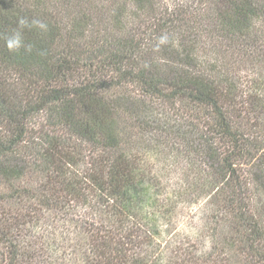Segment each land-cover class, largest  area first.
Returning <instances> with one entry per match:
<instances>
[{"label": "trees", "instance_id": "trees-1", "mask_svg": "<svg viewBox=\"0 0 264 264\" xmlns=\"http://www.w3.org/2000/svg\"><path fill=\"white\" fill-rule=\"evenodd\" d=\"M0 264H264V0H0Z\"/></svg>", "mask_w": 264, "mask_h": 264}, {"label": "clouds", "instance_id": "clouds-1", "mask_svg": "<svg viewBox=\"0 0 264 264\" xmlns=\"http://www.w3.org/2000/svg\"><path fill=\"white\" fill-rule=\"evenodd\" d=\"M20 24L23 26L25 24V21L21 20ZM41 28L46 27L45 25L41 24ZM22 46V37L19 32L15 33L12 37H10L7 40V47L10 50H16L19 49Z\"/></svg>", "mask_w": 264, "mask_h": 264}, {"label": "rangeland", "instance_id": "rangeland-1", "mask_svg": "<svg viewBox=\"0 0 264 264\" xmlns=\"http://www.w3.org/2000/svg\"><path fill=\"white\" fill-rule=\"evenodd\" d=\"M198 207V206H197ZM197 207L191 209V211L193 212V214L197 211ZM196 209V210H195ZM189 211V213H192ZM187 216H185V218L182 219V222H180L181 225V229H183L184 231H188L191 230L195 227L196 223L199 222V219H188L186 218ZM197 217H199V215L197 214Z\"/></svg>", "mask_w": 264, "mask_h": 264}]
</instances>
